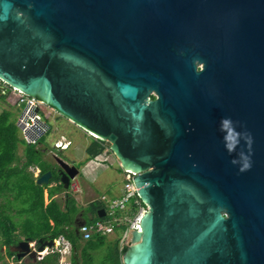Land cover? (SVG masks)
I'll use <instances>...</instances> for the list:
<instances>
[{"label": "water", "instance_id": "water-1", "mask_svg": "<svg viewBox=\"0 0 264 264\" xmlns=\"http://www.w3.org/2000/svg\"><path fill=\"white\" fill-rule=\"evenodd\" d=\"M0 80L135 172L122 264H264V0H0ZM31 241L18 259L55 245Z\"/></svg>", "mask_w": 264, "mask_h": 264}, {"label": "trees", "instance_id": "trees-1", "mask_svg": "<svg viewBox=\"0 0 264 264\" xmlns=\"http://www.w3.org/2000/svg\"><path fill=\"white\" fill-rule=\"evenodd\" d=\"M9 90L12 88L9 86ZM6 92L0 94L4 100ZM17 118H13L10 108L0 111V235L1 245L6 246L7 253L16 260V252L11 248L16 245L22 236H31L33 240L65 236L72 245L76 255L90 259V251L101 248L107 241V235L95 234L81 242V234L74 225V217L79 212L75 199L65 194L63 200L52 198L55 194L65 191L60 183L59 175L52 170L51 165L43 161L46 148L36 143H27L20 136ZM93 138V137H92ZM41 139V138H40ZM105 141L95 139L86 147L88 160L102 154L106 149ZM20 143H26L24 160L18 153ZM38 166L40 176L52 170V177L48 185H39L37 178L30 167ZM54 183L53 185H51ZM51 185V186H50ZM47 189L49 202H45ZM95 218V217H94ZM93 218V219H94ZM92 219H87L91 221ZM110 254L116 264L121 263V256L126 248L120 251L118 238L109 245ZM60 254L56 251L48 253L41 261L43 264H59ZM0 264H11L3 260L0 255Z\"/></svg>", "mask_w": 264, "mask_h": 264}, {"label": "rangeland", "instance_id": "rangeland-1", "mask_svg": "<svg viewBox=\"0 0 264 264\" xmlns=\"http://www.w3.org/2000/svg\"><path fill=\"white\" fill-rule=\"evenodd\" d=\"M4 92H6L7 95L4 97V100L0 99V111L3 108H10L13 118H17L18 120L22 110L24 109V103L17 105L19 95H17L14 91H10L9 86L0 80V94H4ZM38 114L48 125L46 133H44L41 139L38 140L40 141L39 145L46 148L44 151L43 161H46L48 164L53 163L54 158L52 155L53 153H56V155L68 163L75 164L80 170L79 174L75 178L78 184L74 182V187L76 188L77 185H79L81 192H73L71 188H68L65 191L57 193L55 195L56 198L62 200L63 196L68 194L75 199L78 209H85L84 205L87 204V202L92 198L90 193H86L85 184L89 186L93 198H99L103 195L107 196L108 198H112V196H118L124 184V176L115 156L111 153L110 142L105 141L104 143L107 147L103 153L99 154V157L96 159L89 161L88 156L86 157L85 148L88 143L93 140L91 136L45 105L40 107ZM20 136L21 138L25 139L21 130ZM61 136L71 142L69 146L63 151L57 150L53 147V142L57 139H60ZM25 146L26 143H20L18 149V153L23 160ZM88 161L91 163L90 167H93L97 164H102L94 172L96 173L97 180L91 179V176L94 173L85 175L86 169L84 170V165ZM90 169L91 168H87V171ZM45 201H47L46 192ZM115 234L116 233L108 234L107 241L104 246L90 251V259L87 258L84 260V258L79 255L80 259L78 261H80V264H116L112 259V254H110L109 248V245L114 243ZM23 238L26 237L22 236V239ZM0 255L2 256L3 260H6L11 264H23L20 261H17L14 257H10L8 255L6 246L1 245V240ZM63 258V262H60L59 260V264L68 263L70 254L63 255Z\"/></svg>", "mask_w": 264, "mask_h": 264}, {"label": "built area", "instance_id": "built-area-1", "mask_svg": "<svg viewBox=\"0 0 264 264\" xmlns=\"http://www.w3.org/2000/svg\"><path fill=\"white\" fill-rule=\"evenodd\" d=\"M19 100L17 105L24 103V109L22 110L18 123L22 125L20 130L24 134V138L28 143H36L35 139L46 133V126L43 124L45 121L39 116L40 107L44 105L40 100L35 97L28 96L24 92L12 88ZM43 121V122H41ZM92 137L91 134H88ZM97 139V138H95ZM58 147H68L71 143L63 136L53 142ZM30 170L38 177L41 173V169L38 166L30 167ZM124 176L123 191L121 195L108 198L103 195L96 199L98 203L103 204L106 211V215L103 217H96L91 221H84L77 225V230L81 234L82 239H89L95 234L116 233L115 237L118 238V246L121 251L124 246L129 244L130 235L132 229H136L134 226L139 222L141 215L146 211L145 205L142 203L137 195V187L132 181L135 172L130 170H122ZM55 245L53 248H47L44 251H38V258L41 259L49 252H58L60 254V262H63V255L70 251V241L63 235L53 238ZM36 241V240H35ZM32 242L35 249H37L36 243Z\"/></svg>", "mask_w": 264, "mask_h": 264}, {"label": "crops", "instance_id": "crops-1", "mask_svg": "<svg viewBox=\"0 0 264 264\" xmlns=\"http://www.w3.org/2000/svg\"><path fill=\"white\" fill-rule=\"evenodd\" d=\"M90 143V142H89ZM88 143V144H89ZM88 146V145H87ZM86 146V147H87ZM85 151H86V148H85ZM88 155H87V153H86V157H87ZM97 157H99V155L98 156H96L95 158H93V159H96ZM93 159H89V161H91V160H93ZM87 162L85 165H84V170L86 169V173H85V175L86 174H90V173H94L98 168H99V166H101L102 164H97V165H94L93 167H90V162ZM87 168H91L90 170H88L87 171ZM34 176H35V174H34ZM40 176V175H39ZM38 176V177H39ZM38 177H36V178H38ZM92 178V180H97V178H96V173H94V174H92V176H91ZM74 182L76 183V184H78L77 183V181H76V179H74V181L72 182V184L74 185ZM54 183H52L51 185H53ZM50 185V186H51ZM77 187H78V185H77ZM85 189H86V193H90L91 194V199L87 202V204H85L84 206H85V209H82V210H80L79 209V212H78V214L79 213H83L82 215H85L86 216V219H85V221H87V219H93L94 217L96 218L97 217V215H96V211L98 210V209H101L102 207H103V204H101V203H98V201L96 200V199H98V197L97 198H93V195H92V192L90 191V188H89V186L88 185H86L85 184ZM66 190V189H65ZM122 191H123V187H122V189H121V192H120V194L119 195H121V193H122ZM45 192H46V198H47V201H45L46 203H48L49 202V200H50V198L48 197V193H47V189L45 190ZM56 195V194H55ZM53 196L52 198H56V196ZM118 195V196H119ZM64 197V196H63ZM114 197H117V196H112V198H114ZM57 199V198H56ZM58 201H61V199H57ZM62 200H63V198H62ZM76 202V201H75ZM77 204V203H76ZM78 206V205H77ZM26 237V236H25ZM84 239H81V242L83 241ZM35 241V240H34ZM34 241H31V244H32V242H34ZM70 244H71V242H70ZM72 250V245H71V248H70V251ZM70 251L68 252V253H66V254H70ZM76 251H74V253H75ZM50 253V252H49ZM46 256V255H45ZM44 256V257H45ZM64 259V258H63ZM59 260H60V258H59ZM64 264H66V263H64Z\"/></svg>", "mask_w": 264, "mask_h": 264}, {"label": "flooded vegetation", "instance_id": "flooded-vegetation-1", "mask_svg": "<svg viewBox=\"0 0 264 264\" xmlns=\"http://www.w3.org/2000/svg\"><path fill=\"white\" fill-rule=\"evenodd\" d=\"M73 181H74V179L70 182L69 188H71L73 192H77V191H80L81 192V189H80L79 185L76 188L74 187V185L72 184ZM82 214L83 213L81 212V213H79V214L77 213L75 215V217H74V225L77 226L76 223H78V222L86 219V216L85 215H82ZM36 245L38 246V242L37 241H36ZM15 248H16V245H13L11 249L16 252V257H17V251L15 250ZM74 251L75 250H73V249L71 250L69 262L66 263V264H80V261H78L80 259L79 258V255H76V259H77L76 262H73V260H72L73 257H74ZM43 259H44V257L41 258V259L37 258L36 260L35 259H32V258H22V259H18L17 261H20L23 264H43L41 262Z\"/></svg>", "mask_w": 264, "mask_h": 264}, {"label": "clouds", "instance_id": "clouds-1", "mask_svg": "<svg viewBox=\"0 0 264 264\" xmlns=\"http://www.w3.org/2000/svg\"><path fill=\"white\" fill-rule=\"evenodd\" d=\"M229 122H230V119H229V118H224V119H222V123H223L225 126H227ZM229 138H232V137H231V134L227 137V139H229ZM248 143H249V145L251 144V139H250V137H249V139H248ZM233 147H234V144H229V145H228V148H229V151H230V152L233 150ZM233 162H235V161H233ZM250 167H251L250 163L247 162V163H245L244 166L241 168V171L247 170V169H249Z\"/></svg>", "mask_w": 264, "mask_h": 264}, {"label": "bare ground", "instance_id": "bare-ground-1", "mask_svg": "<svg viewBox=\"0 0 264 264\" xmlns=\"http://www.w3.org/2000/svg\"><path fill=\"white\" fill-rule=\"evenodd\" d=\"M95 135V134H94Z\"/></svg>", "mask_w": 264, "mask_h": 264}]
</instances>
